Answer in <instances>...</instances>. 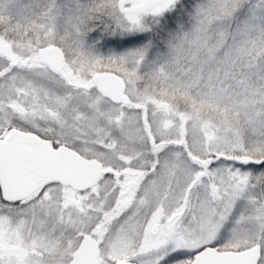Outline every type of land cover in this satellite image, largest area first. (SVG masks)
<instances>
[{"label":"snow or ice","instance_id":"obj_1","mask_svg":"<svg viewBox=\"0 0 264 264\" xmlns=\"http://www.w3.org/2000/svg\"><path fill=\"white\" fill-rule=\"evenodd\" d=\"M0 264H264V0H0Z\"/></svg>","mask_w":264,"mask_h":264}]
</instances>
